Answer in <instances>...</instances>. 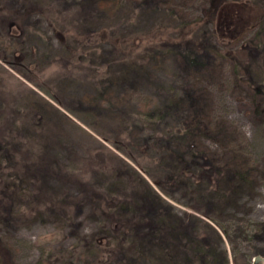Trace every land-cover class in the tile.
Instances as JSON below:
<instances>
[{
	"label": "rangeland",
	"instance_id": "obj_1",
	"mask_svg": "<svg viewBox=\"0 0 264 264\" xmlns=\"http://www.w3.org/2000/svg\"><path fill=\"white\" fill-rule=\"evenodd\" d=\"M75 1L0 0L3 10L37 8L21 24H0V56L13 64L0 59V200L7 206L0 203V237L12 261L262 264L255 260L264 259V91L236 73L213 36L223 55L199 66L171 47L179 34L211 32L214 0L108 1L100 13L90 7L86 18L67 21ZM233 1L264 6V0ZM261 28L230 48L243 54L249 43L264 44ZM77 50L86 53L80 63L86 70L62 58ZM17 64L61 101L104 108L108 118L94 124L101 136L26 80ZM89 70L111 78L100 87L104 95ZM155 107L167 110L165 119L144 121L141 112ZM119 135L137 147L150 145L149 155L135 151L144 167L112 146ZM172 138L176 145L184 139L181 150L194 146L206 168L243 178L204 183L195 195L172 183L161 191L149 174L171 168L159 164L158 150ZM109 150L124 160L117 162L127 174L114 177ZM164 222L172 232L162 230Z\"/></svg>",
	"mask_w": 264,
	"mask_h": 264
},
{
	"label": "trees",
	"instance_id": "obj_2",
	"mask_svg": "<svg viewBox=\"0 0 264 264\" xmlns=\"http://www.w3.org/2000/svg\"><path fill=\"white\" fill-rule=\"evenodd\" d=\"M108 1H113V4L117 2V0H76L70 8H67V11L72 10V14L65 15V19L67 21L73 20L75 22L79 17L86 18L87 17V8H92V10H96L97 12H101L104 7V4ZM251 4V3H250ZM211 25L215 24L212 27L210 33H204L202 36L197 35L191 36V34H179L177 38L173 40V44L171 45L181 56L191 65V66H199L202 65L204 59L206 57H215L216 55L222 54L224 51L223 47H217L211 40L212 36L217 39L222 46L226 47L227 53L225 56H228L233 60L236 73L244 80L247 81L256 91L262 92L264 91V44L262 43H249L244 48L246 49V53L238 52L232 50L231 45L240 41L248 32L254 30L256 27H262V31H264V6L255 7L252 9L251 5L246 2H234L233 0H214L211 5ZM0 6V14H2V18H0V24L3 28L7 29L11 25H15L16 23L21 24L26 16L37 11V8L33 7L27 13L25 11H21V9H12L5 7L6 10H3ZM116 7V6H115ZM8 10V15L6 12ZM210 11V10H209ZM77 22V21H76ZM85 27L83 28V31ZM88 30V29H86ZM84 32L81 33L83 35ZM223 48V49H222ZM76 50V49H75ZM73 50V51H75ZM69 57H62L66 60H73L72 63H78V68L80 66V70H86L87 66H83L84 64H80L83 59L82 56L86 58L85 51L79 52H71ZM223 55V54H222ZM88 57V56H87ZM5 63L10 65L11 62H8L5 57L0 56ZM15 65V64H14ZM76 66V67H77ZM16 68L22 73L26 80L31 82L34 86L42 90L46 95L55 101L58 105H60L65 111L70 113L73 117L81 121L92 131L97 134L98 129L95 125L103 120L108 118L104 108H102L99 104L96 106H88L77 99H74L73 102H68L63 97L62 101L60 100V95L57 92H54L51 88H46L41 84L39 77L36 76L31 70H23L24 66L17 64ZM92 78L96 80L97 85L100 87H104L105 85L109 86L112 83V80L107 74L101 72V70H89ZM44 87V88H43ZM34 98H40L41 96L35 94L33 91H30ZM105 91L100 88V94L104 95ZM67 97H69L67 95ZM165 108L155 107L152 109H147L144 114L141 112V118L144 121L158 123L163 121L167 115L165 112ZM167 111V110H166ZM66 117V116H65ZM71 118L70 116H67ZM96 122V123H94ZM95 124V125H94ZM173 133V131H172ZM172 136V134H171ZM103 137V136H102ZM173 137V136H172ZM106 141L109 142V140ZM173 139V138H172ZM182 139V140H181ZM179 139L178 144H181V147L185 145L183 143V138ZM112 146L120 151L124 156H126L130 161H132L138 167H144V163L141 162L139 156L135 151L140 149V153L150 154V145L145 144V146H140L137 143L130 141L127 137L123 135H119L117 138L110 142ZM173 140H167L165 143H162L158 150V161L159 164H167L170 165L171 168H163L160 169L161 172H156L155 177L149 174L153 183L163 192L166 191L164 183H172L173 189H187L189 192L191 191L192 195L199 193L198 191H202L201 185L204 183H212L213 180L218 181V185L222 182H230L232 179L237 177H242L243 174H239L231 169H224L217 165H209L206 168L205 163L200 162L198 157L196 156L195 147L192 145H188L185 149L181 150L179 146H177ZM110 156H112V160L119 161L124 164V160H122L116 153L112 150H109ZM137 156V157H136ZM157 159H155L156 161ZM116 167L113 168L114 177L122 176L127 174L125 168L120 167V164L117 162ZM161 167V166H160ZM124 170H123V169ZM3 181V180H2ZM1 182V181H0ZM6 186V184H4ZM148 185V184H147ZM2 190V189H1ZM5 192V190H2ZM0 191V194L3 193ZM167 192V191H166ZM165 192V193H166ZM143 194H147V191H143ZM7 199V197H4ZM2 210L7 208L6 204L0 200ZM201 213L200 211H197ZM130 219V218H128ZM130 222L127 221L125 226H129ZM161 225V224H160ZM157 229H160L157 226ZM134 228V226H133ZM156 226H154L155 230ZM174 227H169L165 222L162 224V230L170 233L172 232ZM129 244L131 245V240H129ZM93 244V243H92ZM91 244V245H92ZM102 243L98 242L95 244L97 250L102 249ZM135 245V244H134ZM94 246V247H95ZM105 248V247H104ZM136 247H133V249ZM128 257H131V247H127ZM0 264H15L12 261L11 251L5 242L0 237Z\"/></svg>",
	"mask_w": 264,
	"mask_h": 264
},
{
	"label": "water",
	"instance_id": "obj_3",
	"mask_svg": "<svg viewBox=\"0 0 264 264\" xmlns=\"http://www.w3.org/2000/svg\"><path fill=\"white\" fill-rule=\"evenodd\" d=\"M258 261H264V259L261 258V257H256L255 263L258 262ZM262 264H264V262Z\"/></svg>",
	"mask_w": 264,
	"mask_h": 264
}]
</instances>
